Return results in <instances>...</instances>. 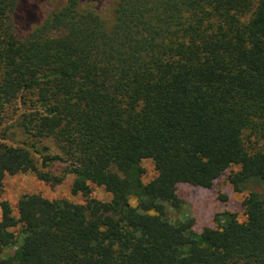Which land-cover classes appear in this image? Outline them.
I'll return each mask as SVG.
<instances>
[{
	"label": "trees",
	"instance_id": "trees-1",
	"mask_svg": "<svg viewBox=\"0 0 264 264\" xmlns=\"http://www.w3.org/2000/svg\"><path fill=\"white\" fill-rule=\"evenodd\" d=\"M229 168L234 191L262 190L244 221L223 210L197 233L168 216L179 183ZM26 172L70 175L85 201L23 194L15 216L4 179ZM12 247L0 264H264V0H0V255Z\"/></svg>",
	"mask_w": 264,
	"mask_h": 264
},
{
	"label": "rangeland",
	"instance_id": "rangeland-1",
	"mask_svg": "<svg viewBox=\"0 0 264 264\" xmlns=\"http://www.w3.org/2000/svg\"><path fill=\"white\" fill-rule=\"evenodd\" d=\"M43 9L46 5L42 6ZM18 113V112H17ZM13 118V116H12ZM14 121H8V126H11ZM6 123V124H7ZM5 124V125H6ZM10 130V131H9ZM8 132L17 131L16 139L22 138L18 128L13 127ZM51 151L54 149L51 147ZM141 165L145 168L143 181L146 182L155 176L156 171L150 159H144ZM232 168L227 169L219 178L214 180L210 188L193 186L187 183H179L176 188L177 195L182 200L179 210L168 209V216L172 219L193 218V229L200 233L206 227H214L212 218L215 213L228 210L236 213L240 221L245 220L241 202L248 194V191H262L259 185L250 183L248 189L242 192H236L232 189L228 181V175ZM72 176H67L64 182L57 186H51L37 179L34 173L26 172L15 175H7L4 179V193L12 207L13 214L16 216V206L19 197L23 194L38 193L50 199H66L74 203H83L85 198L81 195H72L70 193V184ZM225 196V199L222 198ZM91 197L98 200H109L110 194L103 187L92 186ZM14 252V247L5 249L0 255L5 257Z\"/></svg>",
	"mask_w": 264,
	"mask_h": 264
}]
</instances>
